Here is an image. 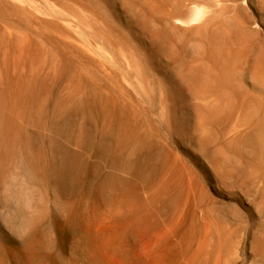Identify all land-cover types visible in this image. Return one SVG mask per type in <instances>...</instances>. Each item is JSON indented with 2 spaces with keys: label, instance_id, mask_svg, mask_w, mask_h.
Instances as JSON below:
<instances>
[{
  "label": "rangeland",
  "instance_id": "374dc122",
  "mask_svg": "<svg viewBox=\"0 0 264 264\" xmlns=\"http://www.w3.org/2000/svg\"><path fill=\"white\" fill-rule=\"evenodd\" d=\"M0 2V264H264V0Z\"/></svg>",
  "mask_w": 264,
  "mask_h": 264
},
{
  "label": "bare ground",
  "instance_id": "6f19581e",
  "mask_svg": "<svg viewBox=\"0 0 264 264\" xmlns=\"http://www.w3.org/2000/svg\"><path fill=\"white\" fill-rule=\"evenodd\" d=\"M7 1V0H6ZM1 3V2H0ZM6 5V4H5ZM198 12V11H197ZM199 13V12H198ZM195 15V14H194ZM204 15V14H203ZM170 16V15H169ZM189 16H192V14L191 15H189ZM193 18H194V16H192ZM129 18V17H128ZM136 18V17H135ZM188 18V17H187ZM186 18V19H187ZM195 18H196V16H195ZM178 19V18H177ZM196 19H198V17L196 18ZM175 20V19H174ZM182 20V19H181ZM190 19H188V21H189ZM195 20V19H194ZM177 21V20H176ZM180 21V20H179ZM191 22V21H190ZM125 23V22H124ZM180 23H182V21L180 22ZM186 23V22H185ZM189 23V22H188ZM206 24V23H205ZM119 25V24H118ZM186 25V24H185ZM190 25V24H189ZM200 25V24H199ZM25 26V25H24ZM204 25H202L201 27H203ZM2 30H3V28H1ZM69 39V38H68ZM72 39V38H71ZM70 39V40H71ZM73 40V39H72ZM156 40V39H155ZM15 46V45H14ZM14 48V47H13ZM213 48V47H212ZM216 48V47H215ZM219 48V47H218ZM139 50V49H138ZM240 50V49H239ZM1 51V50H0ZM213 51V50H212ZM1 54V53H0ZM11 54V53H10ZM219 55V54H218ZM217 55V56H218ZM16 56V55H15ZM23 56H26V55H23ZM83 56V55H82ZM17 57V56H16ZM11 58V57H10ZM31 58V57H30ZM162 58V57H161ZM33 59H34V57H33ZM37 60V59H36ZM40 60V59H39ZM12 61V60H11ZM9 62V61H8ZM36 62H38V60L36 61ZM2 63V62H1ZM16 63V62H15ZM7 64V63H6ZM28 64V63H27ZM37 64V63H36ZM5 65V64H4ZM29 65V64H28ZM150 65V64H149ZM3 66V65H2ZM30 66V65H29ZM258 66V65H257ZM16 67V66H15ZM15 67L13 68H11V70L13 69V70H15ZM5 69V68H4ZM254 69V68H253ZM255 69H256V66H255ZM83 70V69H82ZM85 70V69H84ZM8 71V70H7ZM255 71V70H254ZM12 72V71H11ZM17 73H19V72H17ZM25 73H26V71H25ZM27 73H28V71H27ZM27 73H26V75H27ZM6 71L4 70V71H2V72H0V75L1 76H3V77H5L6 75ZM9 74V73H8ZM14 74V73H13ZM63 74V73H62ZM25 75V74H24ZM23 75V76H24ZM25 75V76H26ZM44 75V74H43ZM170 75V74H169ZM179 79H181V77L178 75L177 76ZM254 77V76H253ZM261 78V81L258 83L262 88H264V75L262 74L261 76H260ZM17 78V77H16ZM28 78V77H27ZM36 78V77H35ZM48 78V77H47ZM50 78V77H49ZM255 78V77H254ZM14 79V78H13ZM22 79V78H21ZM32 80V79H31ZM253 80V79H252ZM259 80V79H258ZM30 81V80H29ZM8 83H3L2 84V86L0 87V120H2L1 118H2V114H4V99H5V97L7 96V94L10 92V90H11V87H10V85L8 86L7 85ZM14 84V83H13ZM26 84V83H25ZM46 84V83H45ZM20 85V84H19ZM51 85H52V83H51ZM49 86V85H48ZM189 86V85H188ZM207 86V85H206ZM214 87V86H213ZM215 88V87H214ZM261 88V89H262ZM19 89V88H18ZM22 89V88H21ZM47 89V88H46ZM29 92V91H28ZM264 92V91H263ZM27 93V92H26ZM189 93H190V95H192L193 97H197V98H200L202 95H203V84L202 83H199V84H195V85H192V86H190V88H189ZM62 95V94H61ZM103 95V94H102ZM59 97V96H58ZM103 97V96H102ZM64 98V97H63ZM12 99V98H11ZM74 100V99H73ZM231 100V99H230ZM12 101V100H11ZM74 102H75V100H74ZM105 102V101H104ZM14 103V102H13ZM12 103V104H13ZM18 104V103H17ZM59 104H61L60 102H59ZM77 104V103H76ZM62 105V104H61ZM59 106V105H58ZM64 108V107H63ZM89 109V108H88ZM113 113V112H112ZM253 114H254V109L253 108H250L247 112H246V114H243L241 117H240V121H242V122H249L250 121V119L253 117ZM201 116H203V115H201ZM201 116L200 117H198V120L196 119V121H197V124H196V132H197V137L198 138H201L203 135H204V131H202V129H201V127H202V123H203V118H201ZM253 124H255V123H253ZM259 127V126H258ZM258 136H259V139L261 140V141H263L264 142V131H261V132H259L258 133ZM242 139V138H241ZM239 141H240V139H239ZM241 142L242 141H240V145H241ZM262 142V143H263ZM241 147V146H240ZM263 150V149H262ZM262 153V155H261V160L262 161H264V153L263 152H261ZM148 154V153H147ZM145 157H143L144 158V161L146 162V163H148V164H154V160L152 161V158H151V156H149V155H144ZM151 166V165H150ZM78 168H79V163H74L73 165H71L69 168H68V171L71 173L70 174V176L71 177H74L76 174H77V170H78ZM220 171L222 172V173H224V174H227V169H226V166H221L220 167ZM228 180H229V178H228ZM230 181V180H229ZM233 184V183H232ZM234 185V184H233ZM241 190V189H240ZM239 240V239H238ZM235 241V240H234ZM238 242L239 241H236L235 243H233L232 245H231V249H229L230 250V259H233V258H235V257H237L236 255H237V250H238ZM231 244V243H230ZM239 245H240V242H239Z\"/></svg>",
  "mask_w": 264,
  "mask_h": 264
}]
</instances>
